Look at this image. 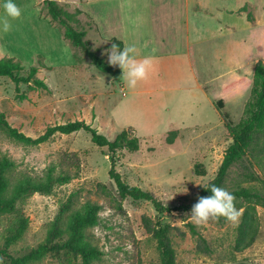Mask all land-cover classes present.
<instances>
[{
  "label": "rangeland",
  "instance_id": "1",
  "mask_svg": "<svg viewBox=\"0 0 264 264\" xmlns=\"http://www.w3.org/2000/svg\"><path fill=\"white\" fill-rule=\"evenodd\" d=\"M4 2L0 0L1 5ZM13 2L22 14L11 21L12 31L0 33V58L20 59L26 67L24 74L30 66L44 64L37 76L47 82L50 91L34 89L28 83L17 88L11 78L0 76V113L12 126L33 137L50 125L74 120H85L110 139L122 130L130 131L140 139V148L118 151L115 169L127 184L153 192L169 209L159 213L150 201L122 199L109 175L107 149L95 145L84 130L58 133L47 142L30 145L10 138L0 128V156L15 161L13 180L21 176L44 179L50 172L55 176L62 171L74 176L66 184L53 185L48 193H30L19 199L13 211L0 216V264H10L12 258L43 243L53 221L58 219L65 224L69 215L86 202L101 206L98 224L87 230L88 239L101 254L89 264H161L157 241L148 231L144 217L152 223L161 220L177 227L172 234L177 264H264V206H257V239L243 251L234 249L241 216L235 223L220 217L196 226L188 216L191 208L184 209L197 200L200 188L215 177L232 141L225 124L217 122L221 119L219 112L197 94L198 90L189 88L192 78H149L141 83L161 86L164 81L167 89L133 92L122 78L118 81L99 71L80 47L64 38L62 28L47 15L43 0ZM60 3L76 13L74 24L85 28L91 48L108 61L104 53L110 48L92 18L78 4ZM0 10L3 15V8ZM22 94L26 98H21ZM250 99L251 88L241 102L223 109L233 123L245 116ZM172 130H178V136L168 143L165 136ZM256 154L264 162V155ZM248 162L246 158L231 168L224 189L244 186L264 191L262 165L256 167L261 180L243 182ZM197 163L205 174L195 173ZM245 204L243 198H236L235 206L241 214ZM188 224L195 226L197 234L191 232ZM33 264L86 263L80 255L62 250L48 252Z\"/></svg>",
  "mask_w": 264,
  "mask_h": 264
},
{
  "label": "trees",
  "instance_id": "2",
  "mask_svg": "<svg viewBox=\"0 0 264 264\" xmlns=\"http://www.w3.org/2000/svg\"><path fill=\"white\" fill-rule=\"evenodd\" d=\"M43 5L50 19L53 22H57L62 28L65 39H68L73 45L80 47L99 71L109 74L118 81L121 79L122 70L119 67L109 65L105 57L92 49L86 40L87 32L85 28H79L74 24L76 13L64 8L59 0H43ZM245 8L246 6L243 7V9ZM76 11L79 10L76 8ZM249 18H251L250 15ZM113 43L117 44L121 49L124 46L123 41L114 37L107 40L106 47L111 48ZM42 67H44L42 63L32 65L29 67L28 73L24 74L26 67L20 59L14 56L0 58V76H8L11 78L16 83L17 88H19L21 83H28L34 89L39 88L50 91L47 82L37 76L39 69ZM21 98H26V95L22 94ZM218 107L221 108L222 105H218ZM223 118L232 141L224 151L222 162L215 177L206 186L200 188L198 197L211 195L210 187L213 184L224 188L231 168L243 163L246 158L249 160V165L245 166L243 182L261 180V175L256 167L258 165L264 166V162L261 157L257 156L256 152L264 155L263 60H258L254 67L251 99L246 103L245 116L237 123H233L227 113H224ZM0 128L10 138L30 145H40L58 133L71 134L84 130L90 134L91 141L95 145L107 149L106 154L109 156L111 162L109 175L114 180L117 186V192L122 199L131 197L134 200L150 201L159 213H164L169 209L153 192L137 185L127 184L121 173L115 169V158L118 151L123 149L134 151L140 148V139L131 135L130 131L126 129L110 139L85 120H74L50 125L42 134L33 137L12 126L6 119L4 113H0ZM177 136L178 130H172L167 133L165 140L168 143H173ZM15 166L16 164L13 159L6 155L0 156V216L13 211L19 199L25 198L30 193L36 191L48 193L51 191L53 185L66 184L74 177L69 172L62 171L55 176L50 172L44 179L21 176L17 180H13L11 174ZM194 171L196 174L203 175L206 173L201 164L198 163L195 164ZM227 191L234 194L236 198H243L246 201V204L241 206L244 209L237 227V237L234 244L235 251H243L253 245L257 239L259 232L257 206H264V191L253 190L244 186ZM196 202L197 200L184 206V209L191 208ZM100 210L101 206L99 204L86 202L69 215L65 224H62L60 220L56 219L52 222V226L43 243L31 249L23 256L12 258L10 264H33L42 259L48 252H60L62 250L80 255L83 261L89 264L101 254L99 248L93 245L87 236L88 228L98 224ZM144 222L146 223L148 231L152 233L154 239L157 241L161 264H177L176 250L172 239L173 231L177 227L161 220L152 223L148 217H144ZM188 226L193 234H197L193 224H188ZM236 264L263 263L242 261Z\"/></svg>",
  "mask_w": 264,
  "mask_h": 264
},
{
  "label": "crops",
  "instance_id": "3",
  "mask_svg": "<svg viewBox=\"0 0 264 264\" xmlns=\"http://www.w3.org/2000/svg\"><path fill=\"white\" fill-rule=\"evenodd\" d=\"M60 1L80 5L105 41L115 37L135 44L137 59L151 57L150 79L191 77L189 88L219 112L218 123L250 91L255 64L264 61V0ZM156 84L132 91L167 89Z\"/></svg>",
  "mask_w": 264,
  "mask_h": 264
},
{
  "label": "clouds",
  "instance_id": "4",
  "mask_svg": "<svg viewBox=\"0 0 264 264\" xmlns=\"http://www.w3.org/2000/svg\"><path fill=\"white\" fill-rule=\"evenodd\" d=\"M0 7L4 10L3 15H0V33L7 34L13 28L11 21L19 19L22 10L13 0H5ZM104 54L107 55L109 65L122 70L121 78L129 89H135L138 83L148 80L154 71L151 57L137 59L140 53L135 44H124L121 49L113 43ZM210 191L211 195L199 196L197 202L192 205L188 215L191 222L202 226L210 220L216 221L224 217L227 221L235 223L241 216V211L235 206V195L215 184L211 185Z\"/></svg>",
  "mask_w": 264,
  "mask_h": 264
}]
</instances>
